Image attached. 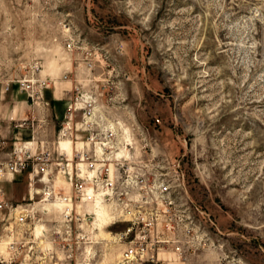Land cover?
I'll list each match as a JSON object with an SVG mask.
<instances>
[{
    "label": "rangeland",
    "instance_id": "1",
    "mask_svg": "<svg viewBox=\"0 0 264 264\" xmlns=\"http://www.w3.org/2000/svg\"><path fill=\"white\" fill-rule=\"evenodd\" d=\"M31 72L51 80L36 105H53V88L59 105L90 97L127 155L179 162L207 237L168 264H264V0H0V90ZM50 120L55 136L64 117ZM30 172L4 187L35 219L0 213V264H115L121 207L103 203L100 231L82 203L38 204ZM50 181L71 195L64 175Z\"/></svg>",
    "mask_w": 264,
    "mask_h": 264
},
{
    "label": "built area",
    "instance_id": "2",
    "mask_svg": "<svg viewBox=\"0 0 264 264\" xmlns=\"http://www.w3.org/2000/svg\"><path fill=\"white\" fill-rule=\"evenodd\" d=\"M71 47L67 41L65 48ZM50 81L31 72L16 82L19 92L40 114L11 119L15 129L30 132L27 141L12 140L8 144L0 137V152L10 148L9 157L0 161V182H13L30 169L29 186L38 182L45 186L40 202H61L68 209L72 203L85 205L99 200L121 207L129 227L119 234L124 248L115 264H164L159 255L169 249L178 259L186 251L194 252L207 233L189 208L179 162L170 161L164 154L127 155V145L115 140L114 125L101 111L102 106L83 95L67 105L64 121L50 140L46 134L50 105H36L43 101ZM9 89L7 84L4 92ZM64 139L82 141V145H75L74 152L68 155L60 145ZM54 172L67 178L72 188L70 196L55 192L50 184ZM0 213H5L4 218L14 217L17 225H25L28 218L35 219L33 205L11 203L1 187Z\"/></svg>",
    "mask_w": 264,
    "mask_h": 264
},
{
    "label": "crops",
    "instance_id": "3",
    "mask_svg": "<svg viewBox=\"0 0 264 264\" xmlns=\"http://www.w3.org/2000/svg\"><path fill=\"white\" fill-rule=\"evenodd\" d=\"M61 92H68L62 91ZM50 94L53 96V105L47 110L48 116V123L51 121V117H55L58 119H62L64 117L67 105H59L58 100L55 94V88L50 91ZM61 94V93H60ZM63 108L65 111L60 112L59 115L56 113L59 109ZM40 111L34 109L32 105H29L22 93L19 92L17 86L13 84L9 91L5 93L4 91L0 90V137H2L8 144L12 140L18 141H27L30 138V132L28 130H18L13 127V123L11 119H21V118H30L31 116L39 117ZM50 140L54 138V134L48 135ZM82 141H78L77 143L71 142V153L74 152L75 145L80 146L82 145ZM10 148L5 149L4 151L0 152V161H3L9 157L8 152ZM66 152V151H65ZM67 154V153H66ZM15 180V179H14ZM13 180V181H14ZM13 182L9 181H2L0 182V187L4 191V187L7 185H11ZM5 193V191H4ZM166 255H175L171 249L166 252H163L159 255V257L165 261L164 264H168L169 260L165 258Z\"/></svg>",
    "mask_w": 264,
    "mask_h": 264
},
{
    "label": "bare ground",
    "instance_id": "4",
    "mask_svg": "<svg viewBox=\"0 0 264 264\" xmlns=\"http://www.w3.org/2000/svg\"><path fill=\"white\" fill-rule=\"evenodd\" d=\"M61 147L63 150L66 151V153L68 155L71 154V142L67 139H64L61 141L60 143ZM32 191H31V197H32ZM39 191H36V194H38ZM38 204H42L44 205L45 208L49 209V207H54V208H59L62 211V208L67 206L64 203L61 202H57V203H50L49 201L47 202V200H44V202H39ZM70 204V203H69ZM70 206V205H68ZM86 209L85 211L94 215V222L96 223V221H98V219L100 220V225L98 227V230L103 231L106 227V221L107 220H111V214L109 212V210L105 207V205H103V203H100L99 200H96L95 202L92 203H87L84 206ZM1 249L2 251H4L6 249V242H2L1 244Z\"/></svg>",
    "mask_w": 264,
    "mask_h": 264
}]
</instances>
